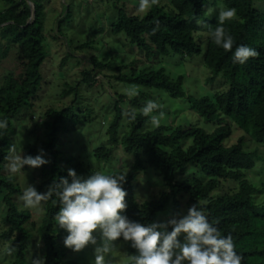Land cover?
I'll use <instances>...</instances> for the list:
<instances>
[{
  "label": "trees",
  "instance_id": "1",
  "mask_svg": "<svg viewBox=\"0 0 264 264\" xmlns=\"http://www.w3.org/2000/svg\"><path fill=\"white\" fill-rule=\"evenodd\" d=\"M4 1L8 6L0 10V66L6 71L0 83V121H6L7 127L0 129V205L5 221L1 237L8 245L5 252L13 250L11 254L15 259L10 264H27V241L32 235L25 222L31 213L28 209L20 210L16 202V197L22 195L23 190L7 173L8 148L14 119L33 106V98L41 88L42 65L47 51L40 3L37 0ZM31 3L34 4L35 19L28 23L32 16ZM219 5L236 10L235 17L223 25L234 39L233 51L239 45H246L258 53L243 65L234 63L232 52L216 46L209 37V31L218 26ZM114 7L117 15L110 31L115 36L123 35L147 56L165 57L177 53L193 57L203 53L204 64L214 74H222L229 83L226 91L201 98L188 97L191 107L200 117L218 124L211 132L195 125L186 128L159 125L149 129L146 128L148 117L139 111L146 103L142 94L129 100L132 108L127 111L136 110L135 120L125 116L126 110L117 102L107 132L109 142L113 146L121 142L133 157L130 170H118L112 174L126 175L122 186L127 193L128 207L123 215L134 222L152 224L157 213L172 198L187 192L190 200L203 210L222 236H232L235 251L242 257L241 264H264V175L258 176L257 180L247 178L248 171L257 167V160L263 159L258 145H264V12L257 9L255 0H158L157 4H150L148 10L139 15L122 5L115 4ZM210 12L213 17L205 21ZM84 47L82 44L77 48ZM91 60L93 70H83L79 83H95L99 72H109L126 83L165 90L173 96L184 95L183 77L174 79L164 69L137 71L132 68L129 74H123L128 65L104 63L96 57ZM73 90L76 88L70 87L65 93L70 94ZM119 99L122 101L124 96H119ZM46 116L48 119L43 127L48 139L30 149L25 156L43 150L44 158L49 161L39 167L37 189L45 193L61 178H68L71 182L68 169L62 164L57 137L60 123L78 118L72 105L61 110L50 109ZM124 118L129 121V127L122 132L120 128ZM234 127L241 130V136L236 142L229 143ZM188 140L190 144L185 143ZM250 143L256 147H250ZM95 155L109 160L113 147L97 148ZM147 166L162 176L168 189L157 199L138 203L134 181L137 172ZM188 170L193 172V176H189ZM75 171L78 175L87 169L77 163ZM262 171L264 173V167ZM194 172L199 175H194ZM227 182L236 183L235 188L215 194ZM58 210V198L53 196L46 200L45 216L37 228L43 251L42 264H84L66 259L65 247L59 241L61 235L54 230V217ZM31 226L36 227L33 222ZM120 241L124 242L122 238ZM128 252L131 257L136 254L130 244ZM128 264L134 262L130 260Z\"/></svg>",
  "mask_w": 264,
  "mask_h": 264
},
{
  "label": "rangeland",
  "instance_id": "2",
  "mask_svg": "<svg viewBox=\"0 0 264 264\" xmlns=\"http://www.w3.org/2000/svg\"><path fill=\"white\" fill-rule=\"evenodd\" d=\"M164 1V0H162ZM219 2V0H217ZM42 6L41 19L43 20L44 44L47 57L42 65L43 81L38 94L33 98V106L23 110L15 119L11 140L8 148L9 156H26L30 149L40 146L44 140L48 139L47 131L43 123L47 120V113L50 109L61 110L72 105L73 112L77 119L64 120L60 123L57 137L58 148L61 151L62 164L66 169L75 170L77 163H81L87 172L78 174L82 178H87L93 172L99 171L106 175H112L118 170L127 172L131 169L133 157L127 153L121 142L113 146L109 142L108 129L113 120L114 107L120 102L126 111L132 108L129 100L142 94L144 101L152 100L159 105L152 115H164L160 119L159 125H174L189 127L195 125L208 132L213 131L218 124L207 122L200 117L195 109L191 107L189 96L201 98L209 96L215 92L228 90L229 83L222 74H214L203 62V53L193 57L172 53L169 56L159 57L155 55L147 56L145 52L137 46L130 44L123 35L115 36L110 31V25L116 19L117 4L119 7L125 6L128 11L138 13L140 0H37ZM151 2V1H150ZM151 4V3H150ZM258 10L264 12V0H255ZM8 3L0 0V10L5 9ZM224 9L219 5V11ZM147 11V10H146ZM145 11V12H146ZM210 11V9H209ZM144 12V13H145ZM142 13V14H144ZM213 15L208 13L206 20ZM84 44V48H77ZM204 48V47H203ZM92 57L113 65H128L123 70V74H129L132 68L141 70L164 69L165 73L172 78L183 77V96H173L165 90L149 89L137 83H126L111 76L109 72H99L98 80L95 83H79L82 79L83 70L92 71ZM5 69L0 66V83ZM70 87H75L70 94L65 91ZM128 90H134L138 94L129 97ZM119 96H124L120 101ZM54 120V116H51ZM225 124V119L222 120ZM129 121L123 119L120 130H128ZM150 122V117L146 128H154ZM241 136V130L233 128L232 137L229 143L236 142ZM191 141L185 143L190 144ZM250 147L255 148L253 143ZM103 146H112L113 155L109 160L99 159L96 149ZM259 146V155L263 157L257 160V167L248 171L247 178L252 180L264 175V145ZM14 148V151L11 149ZM41 154L37 152L31 156ZM44 155V154H43ZM71 159L70 162L67 160ZM10 161L8 159V165ZM191 170V167L189 168ZM188 170V171H189ZM7 173L16 179L24 191L29 185L36 188L39 193H45L37 189L40 182L39 168H31L27 165L16 173ZM193 176V172H188ZM198 176V172H194ZM187 176V177H189ZM186 177V175H184ZM236 183L227 182L216 192L225 193L234 189ZM168 188L162 176L152 167L147 166L136 174L134 181V191L136 201L143 203L154 200ZM23 195V194H22ZM16 197V202L20 210L28 209L31 217L25 222L27 230L32 237L27 241V264H34L35 261L42 260L43 251L37 228L42 224L45 216L44 204L34 208H26L22 196ZM195 205L190 200L187 192H182L176 198H172L166 207L157 213L153 223H165L172 218H181L187 215L188 209ZM0 205V264H10L14 261L13 254H8L5 249L8 245L1 237L3 233L4 218ZM201 209V208H200ZM202 210V209H201ZM203 211V210H202ZM123 215V213H122ZM32 222L36 227L32 228ZM54 230L61 238L59 241L65 247L66 259L78 261L84 264H94L96 245H88L80 252H74L64 244L68 232L59 229L54 223ZM169 227L168 231H171ZM99 241V234L96 233ZM183 235L179 238L183 242ZM131 256L128 252V244L120 240L115 242L111 252L105 256V264H128Z\"/></svg>",
  "mask_w": 264,
  "mask_h": 264
},
{
  "label": "clouds",
  "instance_id": "3",
  "mask_svg": "<svg viewBox=\"0 0 264 264\" xmlns=\"http://www.w3.org/2000/svg\"><path fill=\"white\" fill-rule=\"evenodd\" d=\"M158 0H151L157 4ZM150 7V0H140L138 13H144ZM236 15L235 9H221L218 14V26L209 31L212 42L226 52H232L233 62L245 64L258 53L255 49L239 45L233 51L234 39L224 28L226 21ZM159 25L157 24V28ZM156 29H153L155 33ZM133 97L138 93L128 90ZM159 105L149 100L139 110L145 117H150L153 126L158 127L159 116L152 115ZM125 116L136 118V110L125 111ZM7 122L0 121V129L6 128ZM14 151V148L11 149ZM8 170L16 173L25 165L35 169L49 163L44 158L43 150L35 157L29 155L9 156ZM68 178H61L49 186L46 193H39L29 185L20 199L26 208H34L53 196L58 198L59 210L54 219L59 229L68 232L64 244L74 252H80L88 245H96L94 264H105V256L109 254L115 242L121 238L135 249L131 257L134 264H241L242 257L235 251L232 236H222L218 227L210 223L205 213L193 205L187 215L172 218L165 223L148 225L134 222L122 215L128 205L123 183L126 175H106L99 171L87 178L77 175L73 169L68 170ZM171 227V231H168ZM99 234V241L97 235ZM183 235V242L179 239ZM13 250L8 249V254ZM34 264H42L35 261Z\"/></svg>",
  "mask_w": 264,
  "mask_h": 264
},
{
  "label": "water",
  "instance_id": "4",
  "mask_svg": "<svg viewBox=\"0 0 264 264\" xmlns=\"http://www.w3.org/2000/svg\"><path fill=\"white\" fill-rule=\"evenodd\" d=\"M31 7H32V16H31V18L29 19L28 23L33 22L34 19H35V8H34V4H33V3H31Z\"/></svg>",
  "mask_w": 264,
  "mask_h": 264
}]
</instances>
